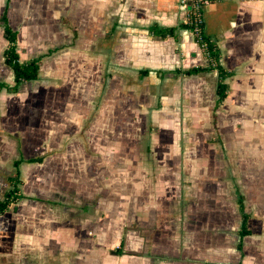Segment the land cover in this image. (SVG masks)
Returning a JSON list of instances; mask_svg holds the SVG:
<instances>
[{
    "label": "crops",
    "instance_id": "0c3cea01",
    "mask_svg": "<svg viewBox=\"0 0 264 264\" xmlns=\"http://www.w3.org/2000/svg\"><path fill=\"white\" fill-rule=\"evenodd\" d=\"M5 4L6 0H0V15ZM7 18L10 26L18 32L20 61L45 54L49 49L53 52L43 57L39 78L32 81L33 84L26 88V82H23L15 93L0 89V140L13 141L11 146H16L18 154L11 162L12 167L17 158L43 156L41 163L22 162L19 165L20 189L25 197L11 204L0 215V264H264V132L261 138L263 164L260 180L254 181L251 188V194L257 196L255 201H251L255 207L250 211L245 206L250 214L248 227L251 233L242 238L241 251L237 249L240 226L238 205L235 206L236 222L229 225H234L233 232H222L223 224L231 222L227 223L223 214L201 218L199 212H202L203 206L199 200L196 206L188 203L183 207L179 230V220L173 216L177 203L173 201L172 179L164 175V185L156 187L148 195L143 188L141 175L147 168L144 170L141 164L118 168L103 165L104 157L110 154L108 148L107 153L100 152V138L92 137L91 148L78 147L87 156L85 187L78 182L79 168L76 165L60 164L65 156L63 145L58 147L61 145L59 142L65 141L62 132L47 153L31 156L26 152L28 139L23 129L26 124H21L19 119L24 112L15 114L14 107L23 110L24 105L35 104V96L40 94L43 86L47 90L53 88L48 91L52 96L45 95L36 109L70 98L67 92L61 90L64 86L58 87L55 78L60 76L58 68L54 66V75L47 69L45 76H42L49 58H54L59 68L63 62L70 60L78 72L85 70L98 78L131 74L139 77V72L146 70L145 78L170 75L184 81L186 76L172 71L205 66L202 49L195 42L192 31L183 26L187 16L178 6V0H9ZM202 19L204 34L215 41L220 49L221 66L233 72L225 80L228 85L225 100L216 110L213 104L209 111L214 120L217 122L218 119L219 123L223 120L236 121L238 117L232 116L233 109L248 112L258 107L263 114L264 0H208L202 9ZM52 20L56 26L71 34L62 35L63 39H55L56 44L43 52L40 44H43L44 32L51 27ZM153 24L174 28V35L154 37L148 31ZM2 33L0 22V82L12 85V70L3 62L2 53L7 41L2 39ZM21 34L31 35L27 48L20 45ZM191 76L201 81V99L204 93L216 89V70ZM42 77H48L53 83L42 84ZM96 82L89 93L87 91L84 96L76 97L89 105L85 110L81 107L76 110L72 123L75 129L71 136L77 133L78 126L82 125L89 113ZM142 84L144 88L148 82ZM171 87L176 92L178 83ZM47 98L52 99L51 102L47 103ZM213 98L215 103L216 94ZM208 115L211 116L210 113ZM252 116L250 118L253 119ZM96 119L94 117L90 121V126ZM245 120L247 139L248 132H251L248 129L249 114ZM260 123L264 130L263 119ZM16 131L20 132V148L16 139L8 134ZM75 136L70 139L65 135L71 141L69 144L80 138ZM95 157H98L99 164L94 163ZM2 163L0 160V198L8 187L6 178L14 172V167L10 172L1 171ZM252 166L253 163L248 164L249 169L255 171ZM113 167L118 174L114 178L109 172ZM160 171L170 173L167 169ZM127 173L132 175L126 176ZM127 178L132 185L136 184L135 188L139 187L135 191L134 202L142 205L143 198L153 195L151 210L138 207L135 213L116 225L111 222L110 211L115 210L117 204L126 202L125 198H130L124 197L120 191L115 192L116 185L113 183L122 184L119 182L122 180L125 184ZM167 183L171 184L170 194L169 189L165 188ZM242 195L245 205V196ZM161 200L168 202L167 208H158ZM215 200L220 202V198ZM79 205L83 207L82 214H79ZM131 217L136 224L133 222L130 228L127 221ZM122 241V252L117 253Z\"/></svg>",
    "mask_w": 264,
    "mask_h": 264
},
{
    "label": "rangeland",
    "instance_id": "374dc122",
    "mask_svg": "<svg viewBox=\"0 0 264 264\" xmlns=\"http://www.w3.org/2000/svg\"><path fill=\"white\" fill-rule=\"evenodd\" d=\"M50 25L51 27L44 32L43 44H40L43 52L56 44L55 39H63L62 35L71 34L56 26L53 20ZM2 39L5 40L3 36ZM30 42V34H23V36L21 34L20 45L26 47ZM47 52L48 50L45 53ZM54 61V58L46 61L42 76H45L47 69H50L54 75V66L55 69L58 68L60 76L55 77L58 87L64 86L61 90L67 92L70 98L62 103H48L52 100L49 99L52 94L48 91L53 88L47 90V87L43 86L40 94L35 96V104L24 105L23 110L14 107L15 114L24 112L19 119L21 124H26L23 129L28 139L27 154L36 156L47 153L51 145L56 143L55 138L64 134L65 141L59 142L61 145L58 146L63 145L62 149L65 151L60 164L73 167L76 165L79 168L78 182L85 187L87 156L83 155L78 147L91 148L92 137L100 138L98 140L99 148L102 150L100 152L107 153L108 148L110 154L104 157L103 165L118 168L141 164L144 170L147 168V171L141 175L143 188L148 195L156 187L164 185V175L172 179L173 201L177 203L176 206L173 205L177 207L173 216L179 220V230L181 229L182 210L188 203L196 206L199 200L203 206L202 212H199L200 217L204 219L213 217L215 214L221 216L223 214V219L226 218L227 223L231 222L223 224L222 232H233L234 230V225H229L236 222L234 216L239 192L245 196L246 209L252 211L255 207L251 205V201H255L257 196L251 194V188L254 181L260 180L263 164L261 138L264 132L260 123L262 119L264 121V112L262 114L257 106L248 112L233 109L232 116L238 117L236 121L229 122L222 119L223 122L219 123L218 119L216 122L212 113L209 112L214 104L215 90L204 93L201 99V81L193 76H186L187 79L184 81L182 78L178 80L176 76L171 77L170 75L142 79L133 74L98 78L85 70L78 72L75 64L72 65L70 60L63 62L60 68ZM42 81V84L53 83L48 77H42ZM144 81H147L148 85L143 88L141 85ZM95 82V93L89 113L82 125L78 126L77 133L71 136V132L75 129L72 123L77 113L76 110L79 107L85 110L89 105L87 101H80L76 97L84 96L87 91L89 93ZM33 83L32 81L26 82L24 86L27 88ZM175 83H178V88L176 92H173L171 85ZM45 95L50 96L46 99L48 104L36 109L39 100L42 103ZM262 108L264 109L263 106ZM34 111L35 114H33ZM248 114V129L251 132H248V137L245 139L247 132L245 117ZM251 114H253V119L250 118ZM94 117L98 119L92 121V126H90V121ZM87 128L89 129L86 132ZM8 134L16 139L18 148H20V132ZM65 135L70 139L78 135L80 136L79 142L77 140L69 144L70 140L68 141ZM0 141H3L0 144V160L3 162L1 171L10 172L13 169L11 162L13 158H16L15 155H18L16 154L17 149L15 145L11 146L13 141L5 138ZM95 153L94 151L93 154L96 155ZM98 155L100 156V153ZM248 155H251V158ZM97 158L95 157L94 163L99 164ZM252 163V169L255 171H251L248 167V164ZM26 166L31 167L32 164H26ZM165 169L170 173L160 171ZM109 172L113 178L118 175L114 167ZM131 175L132 173H127L126 176ZM170 179L168 181H171ZM126 180L125 184L122 180L119 181L122 184L110 182L116 185L115 192L120 191L124 197L130 198H125L126 202L117 204L115 210L110 211L111 222L116 225L135 213L138 207L151 210L153 195L143 198V204L139 205L138 202H134L135 191L139 187L135 188V183L132 185L128 178ZM165 188L169 189V194L172 192L170 183H167ZM79 197L84 198L81 195ZM216 198H220V202L216 201ZM167 204L166 200H161L158 208H167ZM79 209V214H82V205H79ZM133 222L135 223L133 217L127 221L130 228L133 227L131 226Z\"/></svg>",
    "mask_w": 264,
    "mask_h": 264
},
{
    "label": "trees",
    "instance_id": "16d2710c",
    "mask_svg": "<svg viewBox=\"0 0 264 264\" xmlns=\"http://www.w3.org/2000/svg\"><path fill=\"white\" fill-rule=\"evenodd\" d=\"M8 2L6 0L5 7L0 15V22L3 28V37L7 41L6 47L3 50V62L7 65L13 74V84L9 85L5 82H0V89L5 88L8 92L15 93L18 91V88L21 83L27 81H34L39 78L40 67L42 63V59L44 56L50 55L53 52L52 49L48 50L47 53L41 54L37 57L20 61L19 53L17 50V30L13 29L7 18V9ZM184 27L193 30V25L190 21L186 22L183 25ZM148 31L154 37L164 38L167 36L174 35V28H162L156 24L151 25L148 28ZM74 36H75V32ZM194 40L197 42L199 47L202 49L204 58L206 59L205 66H193L184 70H175L172 73H180L184 76L197 75L204 71H217V83H216V100L214 103V110H216L225 100L227 96L228 85L225 80L233 75L232 71H228L224 69L220 62V49L215 43V41L211 40L208 36H206L203 30H200L197 34L194 35ZM147 75L146 70H141L139 72V77L143 78ZM43 161V156H36L27 159H23L22 157L17 158L13 161L14 172L6 178L8 187L3 193V196L0 198V215L7 211L11 204H16L19 200L24 198L25 196L21 193L20 186L22 184V180L20 177V169L19 165L22 162L26 163H41ZM237 205L238 211L240 214V226L238 230L239 241L237 243V249L241 251L242 249V238L245 235L251 233V230L248 227V221L250 219V214H248L245 210L244 205V197L242 194L238 193L237 195ZM123 241L119 246V250L117 249V253L122 252Z\"/></svg>",
    "mask_w": 264,
    "mask_h": 264
},
{
    "label": "built area",
    "instance_id": "2783aa9c",
    "mask_svg": "<svg viewBox=\"0 0 264 264\" xmlns=\"http://www.w3.org/2000/svg\"><path fill=\"white\" fill-rule=\"evenodd\" d=\"M208 0H178V6L185 11L187 22L193 25L192 33L197 34L203 30L202 9Z\"/></svg>",
    "mask_w": 264,
    "mask_h": 264
}]
</instances>
